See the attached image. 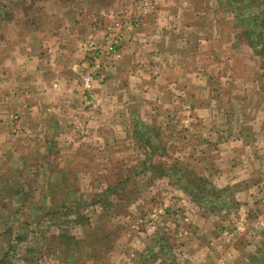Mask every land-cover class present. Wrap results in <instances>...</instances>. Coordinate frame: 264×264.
<instances>
[{"label": "rangeland", "instance_id": "374dc122", "mask_svg": "<svg viewBox=\"0 0 264 264\" xmlns=\"http://www.w3.org/2000/svg\"><path fill=\"white\" fill-rule=\"evenodd\" d=\"M20 1L25 2L0 1V19L2 9L7 12ZM113 1L99 0L105 5ZM70 2L76 4L77 0ZM130 2L132 6H124L119 16L108 12L114 15L111 22L135 19L139 33L145 12L157 16L159 27L168 28L171 34L173 43L169 46L177 49L169 50L167 61L179 66L183 57H188L187 97L192 99L199 92L204 98L214 97V117L211 123L204 121V127L195 121L183 123V116L169 117L160 123L153 121V128L164 130L163 138H155L168 153V159L163 161L172 164V158H179L185 168L188 165L192 169V179L199 176L208 188L221 191L212 178L219 167L220 150H225L218 144L219 134L214 133V143H208L204 135L200 141L192 142L190 136L197 130H264V59L241 35L244 27L238 18L221 11L217 0ZM253 11L264 21V7L248 10ZM44 134L45 130L42 135L39 130H22L8 139L11 150L0 156V264H120L119 244L139 239L150 242L151 255L172 251L176 254L184 252L193 239H214V221L211 229L204 225H208L204 219L214 217V205L219 204L220 208L216 214L238 208L236 194L244 188L243 184L230 187L215 204L211 199L203 200L199 206L168 178L153 180L154 176L136 174L142 171V167H137L143 154L137 151L139 145L133 150L132 145L119 141L118 150L106 153L99 141L92 142L87 135L65 136L57 134V130ZM254 140L259 147L260 164L264 161V132ZM254 175V181L264 180V168L255 170ZM163 179L169 180L174 190L161 182ZM183 194L190 198L188 205L181 203L183 197L179 196ZM70 208L77 210L81 218L67 217ZM53 212H58L57 216ZM196 217H200L201 226L208 228L205 232L202 227L200 233L196 230ZM253 219L254 224L258 218L254 215ZM62 231L67 239L72 238L69 249L57 239ZM181 232L187 235L180 237ZM263 233H257L259 242L264 239ZM250 236L241 237L242 257L232 259L230 264H255V260L264 258V243L247 248L248 242L254 241ZM186 260V264L190 263Z\"/></svg>", "mask_w": 264, "mask_h": 264}, {"label": "crops", "instance_id": "0c3cea01", "mask_svg": "<svg viewBox=\"0 0 264 264\" xmlns=\"http://www.w3.org/2000/svg\"><path fill=\"white\" fill-rule=\"evenodd\" d=\"M130 3V0H114L109 5L99 0H77L76 4L70 0H25L9 9V16H2L0 156L11 150L7 147L8 139L18 136L22 130L28 133L39 130L41 135L44 130V135L55 130L65 136L87 135L90 141H99V147L103 145L108 153L118 150L119 141L136 150L135 130L139 124L153 127L154 120L160 123L176 116H183L185 124L195 121L204 127V121L212 122L214 97L204 98L200 92L192 99L187 97L188 57L184 56L179 66L167 61L166 56H171L169 50L176 52L177 49L169 46L173 43L171 34L168 28L159 27L157 16L145 12L142 28L119 56L95 58L88 53L90 47H104L106 28L114 18L109 13L113 11L119 16L124 6H132ZM93 8H97L96 11L92 12ZM90 73H94L93 90L87 96L84 77ZM198 75L195 71L194 76ZM262 132L264 130H197L198 135H191L192 142L200 141L204 135L208 143H214V133L219 134L218 144L225 150H220L219 167L216 166L217 173L212 178L222 190L244 185L236 194L238 208L204 219L208 223L204 225L210 229L214 221V239H193L184 247V252L154 256L148 241L121 242L117 256L120 264H186V259L190 261L188 264H230L232 259L242 257L241 237L250 234L254 239L248 242L247 248L263 243L264 239L258 241V234L264 231V223H261L264 210H259L264 207V180L254 181V171L264 168V161L257 164L259 147L254 140ZM16 149L17 146L14 155ZM139 150L143 154L138 166L147 158L143 150ZM161 182L173 189L169 180ZM158 195L160 197V190ZM179 197H183L181 203L189 204L190 198L185 194ZM254 215L258 220L253 224ZM196 218V230L200 233L202 227L205 232L208 228L201 226L200 217ZM251 225L254 226L250 230Z\"/></svg>", "mask_w": 264, "mask_h": 264}, {"label": "trees", "instance_id": "16d2710c", "mask_svg": "<svg viewBox=\"0 0 264 264\" xmlns=\"http://www.w3.org/2000/svg\"><path fill=\"white\" fill-rule=\"evenodd\" d=\"M6 1V0H0ZM14 1V0H9ZM217 6L221 11L229 13L232 16H235L237 21L244 27L241 35L247 40L249 46L255 50V54L264 59V21L260 19L259 13L248 12L250 7L255 9H261L264 7V0H217ZM9 12H3V15H8ZM4 16V17H5ZM3 21V20H2ZM238 24V23H237ZM1 25V23H0ZM138 130L135 139L139 145V148L145 153L146 160L142 165V171H136L137 175L148 174L154 176L153 180H159L162 178H168L171 181V184L174 187H177L185 191L189 196L192 197V201L199 206L203 205V200L211 202V199L214 200V204L222 196L223 192H228L229 189L225 190H216L208 188L206 182L203 178L199 176L195 179H192V169L186 165L184 167L183 162L179 158H172V164H167L163 159L168 158V153L165 148L161 146V142H157L155 138H163L162 130L158 127H148L144 124H139L137 126ZM140 129V130H139ZM195 176V175H194ZM220 210L219 204L214 205V210H211L214 213H217ZM54 216H57L58 212H53ZM74 216L77 219H80L81 216L77 210L70 208L67 212V217ZM66 232L62 231L60 238L61 245L64 248L69 249V241L72 238H66ZM22 238H20L21 240ZM264 243V242H263ZM264 252V251H263ZM264 255V253H263ZM255 264H264V258L255 260Z\"/></svg>", "mask_w": 264, "mask_h": 264}, {"label": "built area", "instance_id": "2783aa9c", "mask_svg": "<svg viewBox=\"0 0 264 264\" xmlns=\"http://www.w3.org/2000/svg\"><path fill=\"white\" fill-rule=\"evenodd\" d=\"M124 19L116 20L111 22L106 28V34L104 38V47L102 49L98 47H90L88 53L92 54L93 57L98 58L103 56H114L117 57L120 55L122 49L128 44L134 41L136 35V30L138 29V21L133 20L129 21ZM129 21V22H127ZM100 54V55H99ZM98 68V67H97ZM94 82V73H90L84 77V88L88 93L87 96H90V93L93 90ZM187 235L185 232H181L179 236Z\"/></svg>", "mask_w": 264, "mask_h": 264}]
</instances>
